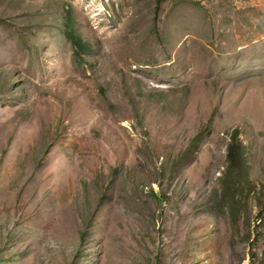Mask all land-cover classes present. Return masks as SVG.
Returning a JSON list of instances; mask_svg holds the SVG:
<instances>
[{"label": "rangeland", "instance_id": "rangeland-1", "mask_svg": "<svg viewBox=\"0 0 264 264\" xmlns=\"http://www.w3.org/2000/svg\"><path fill=\"white\" fill-rule=\"evenodd\" d=\"M0 264H264V0H0Z\"/></svg>", "mask_w": 264, "mask_h": 264}, {"label": "trees", "instance_id": "trees-1", "mask_svg": "<svg viewBox=\"0 0 264 264\" xmlns=\"http://www.w3.org/2000/svg\"><path fill=\"white\" fill-rule=\"evenodd\" d=\"M64 35L73 48L74 59L83 58L84 54L92 51L91 43L86 40L76 28L75 21L70 11L65 18ZM228 164L223 174L225 187L237 186L243 180L244 174L248 172L247 147L240 138L238 129H235L227 148ZM239 188V187H238ZM237 188V189H238ZM231 193L225 190L224 194Z\"/></svg>", "mask_w": 264, "mask_h": 264}]
</instances>
